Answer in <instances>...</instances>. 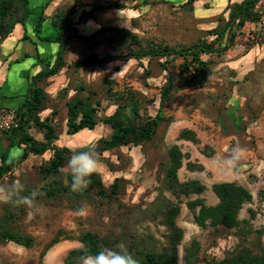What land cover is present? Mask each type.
<instances>
[{
    "label": "rangeland",
    "instance_id": "1",
    "mask_svg": "<svg viewBox=\"0 0 264 264\" xmlns=\"http://www.w3.org/2000/svg\"><path fill=\"white\" fill-rule=\"evenodd\" d=\"M240 1L230 0L231 3ZM184 3L185 0H31L34 13L27 23L30 38L38 39L33 27L44 10L41 35L46 38L56 37L51 26V19L56 14L65 13L77 23L82 11H86L88 18L77 25L79 34L88 37L101 29L114 27L122 29L127 39L110 31L91 40L79 39L66 32L69 44L65 60L69 67H64L49 81L38 83L48 93V109L41 116L51 117L59 135L56 144L70 148L72 153L94 145L101 161L96 173L101 176L107 195L101 196L97 189L88 187L82 192H73L65 166L59 180L67 191L47 197L43 189L49 188L52 181L40 172V168L47 165L51 152L31 155L6 174L0 183L19 180L26 192L38 188L43 195L37 197L35 208L0 204V224L8 215L10 228L32 237L33 245L25 247L0 238V264H65L69 252L81 246L80 238L87 232L98 237L101 248L123 244L129 251L138 242L143 247L160 250L166 246L167 229L160 213L166 201L180 205L177 224L183 228L184 237L178 249L179 264H185V248L193 240L199 242L200 256L205 260L222 259L240 250L242 245L253 252L264 246V0L258 5L260 21L247 25L230 50L223 55H203V60L210 62L206 78L196 76L199 73L192 66L184 70L182 58L167 64L165 59L155 57L148 66L146 61L142 66L130 55L132 49L168 46L178 50L203 39L212 41L214 38L208 36V30L224 24L218 17L225 5L214 0H198L189 8ZM107 4L123 7H94ZM227 16L225 13L224 17ZM23 30L21 26L16 27L11 38L3 41L1 61L7 58L12 62L23 57L26 50L35 59L37 52L47 59L56 53V43L37 41L34 44L28 40L15 42L6 54L11 40L22 35ZM134 35L140 44L129 45ZM11 53L14 58H8ZM93 54L115 56L116 59L79 70L71 67L73 62ZM32 61L27 58L13 64L7 72L10 82L4 89L13 85L24 93L28 88V75L37 73L36 68H31ZM146 66L150 68L149 78L146 77ZM37 68L41 69L39 65ZM171 74L175 76L171 85L172 97L164 108L170 123L163 124L152 141L101 152L97 149L99 140L111 135L108 125L100 123L92 131L66 134V103L79 87L96 92L94 98L100 101L97 107L100 118L115 111L116 100L119 96L124 98L128 89L140 100V114L154 116L160 105L161 87ZM178 77L180 81L175 80ZM110 87L109 93L106 90ZM9 102L12 100H4L6 104ZM16 102L13 100L12 104ZM183 129L194 130L199 143L178 140ZM29 132L35 139L43 140L42 133L35 127ZM0 134L5 138L3 131L0 130ZM175 144L186 154L178 172L180 181L199 180L206 186L202 194L178 198L164 186L167 151ZM206 146L214 150L211 157L205 155ZM188 162L195 168L189 169ZM221 182H236L252 194V201L240 212V218L249 219L250 210L255 211L249 225L252 232L248 233L246 226L240 230L203 229L194 222V212L187 207V202L200 197L208 205H215L218 198L213 186ZM82 207L84 214L78 211ZM56 239L58 242L50 246Z\"/></svg>",
    "mask_w": 264,
    "mask_h": 264
},
{
    "label": "trees",
    "instance_id": "2",
    "mask_svg": "<svg viewBox=\"0 0 264 264\" xmlns=\"http://www.w3.org/2000/svg\"><path fill=\"white\" fill-rule=\"evenodd\" d=\"M198 0H185L184 5L192 8ZM216 1V0H215ZM262 0H242L241 2L231 3L230 0L225 10L219 13V21H224L223 25H217L209 29L208 36L213 37L212 41L206 39L200 40L198 43L183 49H172L168 46L163 48H151L148 50H130L132 58L139 61L144 66V61L148 66L149 61L155 57L165 59L169 64L171 60L182 58L184 60V70H189L192 66L199 73V78H206L209 72L210 62L203 60V55H223L230 50L236 41V37L242 33L247 24L257 23L261 19L258 5ZM220 4V0L216 1ZM123 7L118 4H107L106 6L94 5L95 8L113 9ZM46 7V5H45ZM93 7V8H94ZM206 8H209L208 6ZM34 13L31 6V0H0V50L5 39L11 36L16 27H23V40H31L27 26L28 20ZM228 13L227 18L224 14ZM89 12L82 11L78 22L74 23L71 18L65 14H56L51 19V26L56 33L55 38H46L41 35V26L44 22V10H42L39 19L34 24V32L41 41L57 43L58 49L51 58L37 57L36 64L40 66V70L29 75V86L27 93L24 95L23 103L15 109L17 112L18 126L12 130L3 131L8 143L6 148L0 155V180L8 173L12 172L15 167L26 161L31 155L40 156L47 152H51V157L47 165L40 168V172L49 178L52 182L49 188L43 189V193L47 197H54L57 193L65 192L59 176L62 169L66 166L69 155L72 151L68 147H60L56 144L59 135L55 126L52 124L50 116L43 118L41 114L48 109L47 100L48 93L44 86H38L40 82L57 75L64 67H69L65 60V52L68 49L69 35L66 32L73 33V36L83 40H91L102 35L105 31L115 32L127 39V34L122 29L109 27L96 31L94 34L85 37L79 34L77 25L88 18ZM223 18V19H222ZM132 42V43H130ZM129 45L140 44L136 35L132 36ZM30 55L25 53L24 59ZM147 60H144L146 59ZM115 56H99L93 54L82 60L73 62L71 67L74 70L81 68H89L97 65H103L107 62L115 60ZM16 60L15 63H19ZM145 64V65H146ZM45 65H48L44 68ZM145 67L146 77H150V68ZM190 66V67H189ZM167 70L166 66H163ZM186 72V71H185ZM190 78L192 75L189 76ZM169 78V79H168ZM175 76L171 74L161 87L160 105L154 116H142L140 114V100L136 97V93L128 89L125 97H118L116 100L115 111L104 118L98 117V109L100 101L96 100L95 91H88L79 87L75 94L70 97L66 103L67 119L66 134L76 135L84 130L92 131L100 123L108 125L111 128V135L107 139L99 140L97 149L99 151H109L122 146H141L144 143L152 141L163 124L170 123L169 117L165 116L164 108L171 100L172 88ZM188 78V77H187ZM175 80L180 81L179 77ZM108 83V82H107ZM112 88L106 91L110 93ZM82 92H84L82 94ZM86 93V94H85ZM122 100V102H121ZM52 116V115H51ZM35 127L43 135V140L35 139L29 132L30 128ZM178 140L199 143L197 133L192 129H183ZM21 148L17 156L11 157L10 151L13 147ZM214 153L209 146L205 148V155L211 157ZM168 162L164 171V186L176 197L181 195L189 196L191 194L200 195L206 190V186L199 180L180 181L178 177L179 170L183 167V159L186 154L182 152L178 145H172L167 151ZM187 167L194 169L195 165L188 162ZM200 169L202 167L200 166ZM89 189H97V193L106 196L105 186L101 176L95 173L91 177ZM213 192L218 198L215 205H208L204 198H196L187 202V207L194 212V222L203 229L224 227L228 229H244L247 228L248 233L252 232L249 226L251 220L255 217V211L250 210V218H240V212L244 205L252 201V194L242 185L236 182H221L213 186ZM162 224L167 229L166 246L160 250L142 246L136 242L129 252L139 260V264H179V246L184 237V230L177 224V217L180 214L179 203L173 204L166 201L160 209ZM256 232V231H255ZM259 232V239L261 238ZM0 238L6 241H13L25 247L33 245V238L22 235L14 231L9 226L8 215L4 217L3 223L0 224ZM58 240H53L50 246ZM81 245H86L93 253L98 252L101 248L100 241L97 236L91 232L85 233L80 238ZM80 247L69 252L65 264H79V257L82 255ZM200 244L193 240L191 244L185 248V264H264V246H261L257 252H253L249 247L242 245L237 250L222 259L205 260L200 256Z\"/></svg>",
    "mask_w": 264,
    "mask_h": 264
},
{
    "label": "clouds",
    "instance_id": "3",
    "mask_svg": "<svg viewBox=\"0 0 264 264\" xmlns=\"http://www.w3.org/2000/svg\"><path fill=\"white\" fill-rule=\"evenodd\" d=\"M101 167V161L94 145L84 150L73 152L67 161L66 169L70 177V188L73 192H82L91 183V177ZM43 195L38 188L26 192L25 186L19 180L0 183V204H10L14 207H37V197ZM84 214L85 208L78 210ZM82 255L79 264H139L123 244L115 247H104L93 253L86 245H81Z\"/></svg>",
    "mask_w": 264,
    "mask_h": 264
},
{
    "label": "crops",
    "instance_id": "4",
    "mask_svg": "<svg viewBox=\"0 0 264 264\" xmlns=\"http://www.w3.org/2000/svg\"><path fill=\"white\" fill-rule=\"evenodd\" d=\"M215 1V0H214ZM216 1H218V0H216ZM215 1V2H216ZM242 1V0H241ZM240 1V2H241ZM228 2H229V0H220V4L221 5H225V7H226V5L228 4ZM204 9V8H203ZM207 9H209V8H207ZM202 13V12H201ZM253 25L255 24V23H252ZM251 24V25H252ZM247 25H249V24H247ZM246 25V26H247ZM246 26H245V28H246ZM244 28V29H245ZM22 36L23 35H19L18 37H15L14 38V40H11V41H13L12 42V44H11V46H8V48H6L7 50H6V54L10 51V50H12V45L13 44H15V42H19V43H21V42H26V41H28V40H23L22 39ZM11 38V37H10ZM51 38V37H50ZM55 38V37H54ZM31 43L33 42L34 44H36L37 43V41H39V42H41V44H44V42L45 41H40L39 39H34V38H32L31 40ZM57 44V43H56ZM58 45V44H57ZM55 50H56V48H54ZM53 49V51H55ZM2 51V46H1V50H0V52ZM25 53H27V54H29L30 55V57L29 58H31L33 61H32V63H31V68H36V72H38L39 70H38V68H37V64H35V62L37 61V57L39 56V57H41V58H45V57H42V54L41 53H36V59L35 58H33V54L30 52V51H27L26 50V52ZM24 53V54H25ZM24 54H23V57H17V58H15L12 62H9L10 60H8L7 58H5V59H3L2 61L0 60V106H6V107H10V108H14V109H17L22 103H23V101H24V95L27 93V90L24 92V93H22L19 89H18V87H14L13 85H10L11 87L10 88H8V89H4L5 88V85L6 84H8L9 82H10V80H9V78H8V76H9V74L7 73V72H10V70H11V66L13 65V64H17V63H15V61L16 60H19L20 62L19 63H21V61H25L26 59H24ZM9 57L8 58H11V57H13L14 58V56H13V53H11V54H9L8 55ZM51 56V55H50ZM27 75H28V73H27ZM27 75H26V77H27ZM30 75V74H29ZM28 75V76H29ZM50 79V78H49ZM49 79L47 80V81H49ZM27 80H28V86H29V78L27 77ZM12 84V83H11ZM10 89V90H9ZM28 89V88H27ZM45 90H46V88H45ZM12 100V102H13V100H17V102L16 103H14V104H12V102H9V103H4V100ZM53 111V110H52ZM67 127V126H66ZM7 143H8V141H7V139L6 138H2V136H1V134H0V155L2 154V152H3V150L6 148V146H7ZM20 151H21V148H19V147H13L12 149H11V151H10V156L11 157H14V156H17L19 153H20Z\"/></svg>",
    "mask_w": 264,
    "mask_h": 264
},
{
    "label": "built area",
    "instance_id": "5",
    "mask_svg": "<svg viewBox=\"0 0 264 264\" xmlns=\"http://www.w3.org/2000/svg\"><path fill=\"white\" fill-rule=\"evenodd\" d=\"M262 21L264 22L263 19ZM17 126L18 122L16 110L14 108L0 106V130L8 131L12 130L13 128H16Z\"/></svg>",
    "mask_w": 264,
    "mask_h": 264
}]
</instances>
